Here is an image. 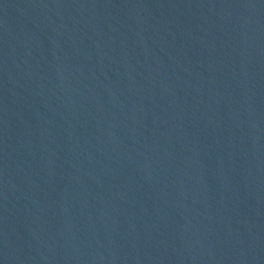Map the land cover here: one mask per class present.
<instances>
[{
    "label": "water",
    "instance_id": "1",
    "mask_svg": "<svg viewBox=\"0 0 264 264\" xmlns=\"http://www.w3.org/2000/svg\"><path fill=\"white\" fill-rule=\"evenodd\" d=\"M0 264H144L0 129Z\"/></svg>",
    "mask_w": 264,
    "mask_h": 264
}]
</instances>
